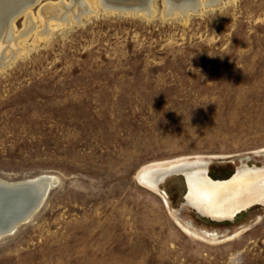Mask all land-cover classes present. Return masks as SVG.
Segmentation results:
<instances>
[{
  "label": "rangeland",
  "instance_id": "1",
  "mask_svg": "<svg viewBox=\"0 0 264 264\" xmlns=\"http://www.w3.org/2000/svg\"><path fill=\"white\" fill-rule=\"evenodd\" d=\"M85 1L23 9L0 61V181L54 179L0 264H264V208L219 223L187 207L184 177L157 194L138 179L200 158L216 181L264 166V0L188 16L153 0L150 17ZM48 3L73 10L47 19Z\"/></svg>",
  "mask_w": 264,
  "mask_h": 264
},
{
  "label": "bare ground",
  "instance_id": "2",
  "mask_svg": "<svg viewBox=\"0 0 264 264\" xmlns=\"http://www.w3.org/2000/svg\"><path fill=\"white\" fill-rule=\"evenodd\" d=\"M38 1L40 0H0V61L2 63L7 60L3 55L6 49L15 46V37L13 36L15 20L24 12L23 9L33 6ZM166 1H170L171 8L170 10L167 8L165 16H173L175 11L188 16L190 13L200 12L202 7L205 9V7L213 8L220 5L218 0H204L205 5H203V0H182V3L177 2V4L174 3L176 0ZM78 2L74 6L80 5L83 10L90 13L94 12L89 9L90 7L88 8L85 0H78ZM98 2L101 3V9L107 14L127 15L131 13L135 16L150 17L153 13L150 8L153 0H98ZM69 9L73 10L62 3L53 5L48 3L41 11L47 19L57 17L67 20L65 15L66 10H68L67 13L70 12ZM31 27L32 22L28 18L27 31ZM210 167L211 164L202 158L191 161L157 163V165L145 168V170L143 168L138 179L143 187L157 194L161 191V186L172 178L170 176L184 174L187 178L189 191L186 200L187 207L198 211L201 216L219 223L234 222L243 213L257 207L264 208V166L252 167L242 163L241 166L237 167L234 176L226 181L213 180L209 176ZM53 182L54 179L49 176H41L18 184L0 181V185L7 186L6 188L9 189L7 193H0V219L2 223L13 221L4 231L1 230L2 223H0V240L12 236L18 227L17 225H22L20 224L22 221L27 222L33 216L37 207L45 201ZM23 184H30V187L26 186L19 190L18 186ZM175 213L178 214V211ZM185 230L189 232L188 228ZM205 235L217 236L215 232H205Z\"/></svg>",
  "mask_w": 264,
  "mask_h": 264
},
{
  "label": "water",
  "instance_id": "3",
  "mask_svg": "<svg viewBox=\"0 0 264 264\" xmlns=\"http://www.w3.org/2000/svg\"><path fill=\"white\" fill-rule=\"evenodd\" d=\"M173 176H175V175H173ZM173 176H170V177H173ZM179 176H182V177H184V179H185V183H186V185H187V190H188V182H187V178L185 177V175L184 174H179ZM234 176V175H233ZM26 186H29L30 187V184H23V185H19L18 186V188H19V190L20 189H23V187H26ZM7 186H4V185H0V193H4V192H6L7 193V191H9V189H7L6 188ZM10 187H14V186H10ZM17 187V186H16ZM17 188V189H18ZM14 190V189H13ZM12 191V190H11ZM188 194H189V191L187 192V195H186V197H185V200H187V196H188ZM41 206L42 205H40V206H38L37 207V210H36V212L34 213V214H36L39 210H40V208H41ZM198 212V211H197ZM199 213V212H198ZM200 214V213H199ZM0 223H2V220L0 219ZM10 223H13V221H6L5 223H2V225H1V227H2V229L1 230H5V228H8L9 227V225H10ZM20 224H22V225H24V224H27V222L26 221H22ZM18 227L20 226V225H17ZM17 227V228H18ZM17 230V229H16ZM6 235H7V233H5ZM6 235H4V236H6Z\"/></svg>",
  "mask_w": 264,
  "mask_h": 264
}]
</instances>
